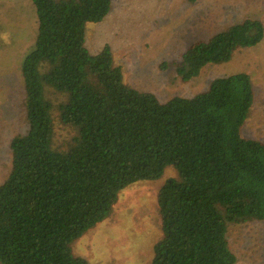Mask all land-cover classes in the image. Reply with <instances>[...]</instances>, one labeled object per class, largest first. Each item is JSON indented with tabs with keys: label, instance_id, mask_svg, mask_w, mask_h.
<instances>
[{
	"label": "trees",
	"instance_id": "1",
	"mask_svg": "<svg viewBox=\"0 0 264 264\" xmlns=\"http://www.w3.org/2000/svg\"><path fill=\"white\" fill-rule=\"evenodd\" d=\"M30 1L37 39L23 63L28 129L12 140L0 184V264H88L72 243L110 217L121 190L160 179L169 166L180 178L158 194L164 237L152 264H236L229 224L264 221V141L243 135L257 99L251 75H222L194 97L162 102L128 85L109 49L87 50L86 27L106 18L111 0ZM263 40L260 19L230 25L193 42L174 62L177 76L190 81ZM47 85L62 94L48 98ZM54 101L73 132L63 142Z\"/></svg>",
	"mask_w": 264,
	"mask_h": 264
},
{
	"label": "rangeland",
	"instance_id": "2",
	"mask_svg": "<svg viewBox=\"0 0 264 264\" xmlns=\"http://www.w3.org/2000/svg\"><path fill=\"white\" fill-rule=\"evenodd\" d=\"M111 2L106 18L86 27V48L91 54L109 49L123 68L125 82L156 94L162 102L175 96L194 97L219 76L249 73L257 99L243 135L264 141V40L257 47L240 50L230 62L206 66L190 81L178 78L174 65L197 40L248 18L264 22V0ZM36 22L30 0H0V184L11 172L12 140L28 129L23 63L36 45ZM45 93L54 99L62 94L48 85ZM53 118L57 141L70 138L73 132L61 126L55 101ZM179 178L175 167L169 166L162 178L137 181L121 190L110 217L72 243L74 254L88 264H152L154 246L164 237L158 194L168 180ZM228 238L236 264H264V221L230 223Z\"/></svg>",
	"mask_w": 264,
	"mask_h": 264
}]
</instances>
